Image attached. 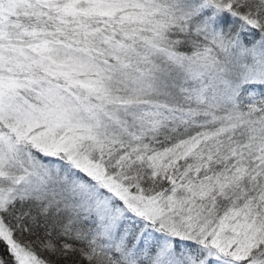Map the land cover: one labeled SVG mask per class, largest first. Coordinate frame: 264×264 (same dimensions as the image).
I'll list each match as a JSON object with an SVG mask.
<instances>
[{
    "label": "snow or ice",
    "instance_id": "1",
    "mask_svg": "<svg viewBox=\"0 0 264 264\" xmlns=\"http://www.w3.org/2000/svg\"><path fill=\"white\" fill-rule=\"evenodd\" d=\"M0 264H264V0H0Z\"/></svg>",
    "mask_w": 264,
    "mask_h": 264
}]
</instances>
